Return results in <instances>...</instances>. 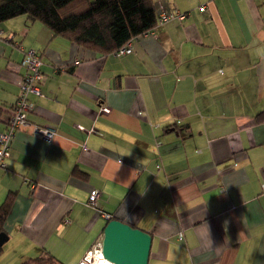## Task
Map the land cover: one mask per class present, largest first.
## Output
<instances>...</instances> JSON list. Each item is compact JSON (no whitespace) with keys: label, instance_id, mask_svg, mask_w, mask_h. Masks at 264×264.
I'll list each match as a JSON object with an SVG mask.
<instances>
[{"label":"crops","instance_id":"1","mask_svg":"<svg viewBox=\"0 0 264 264\" xmlns=\"http://www.w3.org/2000/svg\"><path fill=\"white\" fill-rule=\"evenodd\" d=\"M153 1L184 16L122 55L23 14L0 22V130L30 48L44 78L27 118L54 130L10 139L0 264L41 248L78 264L101 243V210L151 234L148 264H264V0Z\"/></svg>","mask_w":264,"mask_h":264},{"label":"trees","instance_id":"2","mask_svg":"<svg viewBox=\"0 0 264 264\" xmlns=\"http://www.w3.org/2000/svg\"><path fill=\"white\" fill-rule=\"evenodd\" d=\"M22 14L30 22L38 21L55 35L80 46L113 53L152 28L159 13L153 0H0V22ZM263 116L264 112L258 115L260 119ZM181 132L189 134L185 126ZM13 194L14 191H9L0 204V226ZM17 264L64 263L48 249L41 248L37 254L24 257Z\"/></svg>","mask_w":264,"mask_h":264},{"label":"built area","instance_id":"3","mask_svg":"<svg viewBox=\"0 0 264 264\" xmlns=\"http://www.w3.org/2000/svg\"><path fill=\"white\" fill-rule=\"evenodd\" d=\"M183 16L184 13H181L179 11L166 12L161 9L157 17L156 25L161 24L172 17L181 19ZM152 29L145 31L142 34L151 33ZM131 51L132 45L131 40H129L113 53L116 55H122L130 53ZM22 63L25 66L26 71L22 75L21 82L18 85L17 96L11 108L9 117L7 118V127L4 130H0V167L5 166V159L9 156L10 139L12 138L16 129L31 127L35 134L40 135L46 139H50L54 135V130L46 127H41L39 125H33L27 118V114L32 107V102L29 100V96L31 94H41L40 85L43 81L44 74L41 71L42 59L40 57V54L35 49H27L24 52ZM99 111L108 112V108L105 106H101L99 108ZM76 126L78 128H82L81 125L77 124ZM92 130L95 129L93 127L87 129L88 132ZM83 149H87V147L83 146ZM99 196L100 192L97 189H93L89 192L87 198V203L94 207H97L98 210H100L98 205ZM101 213L106 219H109L111 217V215L105 211L101 210ZM68 221V219L65 220V222ZM100 244L101 243L99 242L94 244L82 257L78 264H95L96 257L102 256L100 251Z\"/></svg>","mask_w":264,"mask_h":264},{"label":"water","instance_id":"4","mask_svg":"<svg viewBox=\"0 0 264 264\" xmlns=\"http://www.w3.org/2000/svg\"><path fill=\"white\" fill-rule=\"evenodd\" d=\"M155 6L158 7L157 2ZM7 238L0 230V246ZM151 240L148 231L111 217L103 227L100 251L102 257L113 264H148Z\"/></svg>","mask_w":264,"mask_h":264},{"label":"bare ground","instance_id":"5","mask_svg":"<svg viewBox=\"0 0 264 264\" xmlns=\"http://www.w3.org/2000/svg\"><path fill=\"white\" fill-rule=\"evenodd\" d=\"M111 264L107 260H105L102 256L96 257L95 264Z\"/></svg>","mask_w":264,"mask_h":264},{"label":"rangeland","instance_id":"6","mask_svg":"<svg viewBox=\"0 0 264 264\" xmlns=\"http://www.w3.org/2000/svg\"><path fill=\"white\" fill-rule=\"evenodd\" d=\"M9 257L12 258L11 255H9ZM18 262H19V261H18ZM18 262H15V264H17Z\"/></svg>","mask_w":264,"mask_h":264},{"label":"clouds","instance_id":"7","mask_svg":"<svg viewBox=\"0 0 264 264\" xmlns=\"http://www.w3.org/2000/svg\"><path fill=\"white\" fill-rule=\"evenodd\" d=\"M110 218H111V217H110ZM110 218H109V219H110ZM107 220H108V219H107Z\"/></svg>","mask_w":264,"mask_h":264}]
</instances>
